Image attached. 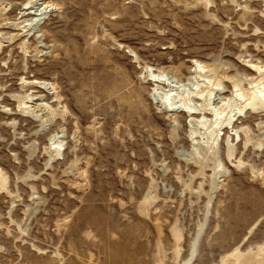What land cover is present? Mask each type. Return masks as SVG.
Segmentation results:
<instances>
[{"label": "rangeland", "instance_id": "obj_1", "mask_svg": "<svg viewBox=\"0 0 264 264\" xmlns=\"http://www.w3.org/2000/svg\"><path fill=\"white\" fill-rule=\"evenodd\" d=\"M196 63L218 145L152 97ZM260 90L264 0H0V264H264Z\"/></svg>", "mask_w": 264, "mask_h": 264}, {"label": "bare ground", "instance_id": "obj_2", "mask_svg": "<svg viewBox=\"0 0 264 264\" xmlns=\"http://www.w3.org/2000/svg\"><path fill=\"white\" fill-rule=\"evenodd\" d=\"M41 11V10H40ZM35 14V13H34ZM43 13L39 12L36 17L27 20L31 24H38L43 19ZM35 16V15H34ZM27 25V24H26ZM29 25V24H28ZM205 66L196 63L186 74H176L175 76L164 78V74H154L152 73V78L149 79L150 83L154 86V92L152 97L159 101L163 106H165L166 111H178L184 112L188 115V120L191 123V127L194 129L196 126H202L205 129L206 134L216 133L215 138L212 140L214 144L222 143L223 138H221L220 131H228L229 127L233 125L235 127V122L237 121L236 114H228L227 117L223 118L221 115L223 112L216 111V106H213V91L207 90L204 85L208 84L202 77H207L204 74ZM208 69V68H207ZM208 73V72H207ZM154 74V75H153ZM207 79V78H206ZM146 81V80H145ZM205 81V82H204ZM207 86V85H206ZM150 87V86H149ZM220 88V87H219ZM221 90H224L221 89ZM220 91V89H219ZM223 92V91H221ZM220 93V92H219ZM259 95L255 98L251 97L252 103L246 102V105H255L264 107V91L260 90ZM244 93L238 92L231 97H222L221 94L217 97V100L221 99L224 103V107H233L234 103L241 101ZM218 103V102H217ZM216 103V105H217ZM257 108V107H256ZM242 109V108H241ZM240 112V110H239ZM214 115V119L210 118V115ZM223 118V120L221 119ZM192 125H195L193 127ZM196 130L192 131V134H196ZM239 131L235 129L233 136H236ZM199 236H197L198 238ZM197 239L194 240L191 248V256H194V252L197 249Z\"/></svg>", "mask_w": 264, "mask_h": 264}]
</instances>
